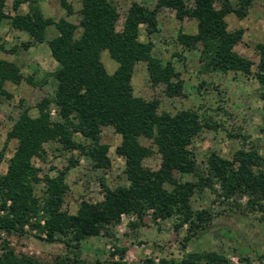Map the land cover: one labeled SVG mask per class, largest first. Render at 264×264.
<instances>
[{
    "label": "trees",
    "instance_id": "1",
    "mask_svg": "<svg viewBox=\"0 0 264 264\" xmlns=\"http://www.w3.org/2000/svg\"><path fill=\"white\" fill-rule=\"evenodd\" d=\"M153 7L131 0L120 32L115 29L119 12L113 0H78V23L64 16L57 19L45 17L39 0H12L13 14L4 12V0H0V24L7 20L10 28L28 35L19 46L27 50L34 44L45 43L56 66L50 76L53 92L42 96L34 105L37 115L30 116L23 100L18 101L17 116L5 135L0 148V163L8 141L15 147L6 160V168L0 173V232L7 235L23 233L29 225L44 234V240L55 241L58 236L77 241L102 233L109 234L121 215L134 214L137 219L151 211L153 218H173L174 227L186 225L185 239L205 232L210 226L211 213L206 209L193 210L190 199L196 190L207 186H219L217 196L237 204L247 211L264 214V157L242 144L231 158H223L211 152L206 158L205 174H199L197 163L189 148L193 138L205 127L209 119H203L195 109H182L172 115L157 112L158 100H144L132 92L131 78L138 62H145L151 85H164L167 95H180L182 80L171 61L163 62L152 54L150 39H138V25H144L148 38L158 31L157 13L160 8L174 11L177 19L192 18L196 21L194 33L178 31L176 41L183 49L202 47L199 61L205 71L241 72L252 74L260 85L259 98L264 102V40L255 44L258 55L256 70L251 61L232 49L241 38V30H227L225 16L233 13L243 18L251 0H154ZM65 16L73 14L68 0H58ZM26 4L27 10L20 11ZM217 4V5H216ZM56 34L47 37V30ZM78 28H80L78 30ZM78 34L75 36V32ZM0 50L14 54L15 46ZM117 64L108 73L100 60L102 51ZM24 81L33 86L32 75L23 76L13 61L0 58V95L5 82ZM53 107L54 116L50 115ZM110 126L120 135V143L114 152L123 159L124 182L113 186L100 176L98 182L102 199L94 202L81 200L74 214L62 209L63 197L68 191L65 182L67 171L75 165L68 164L56 170L54 178H44L42 196L34 193V187L42 178L32 159L43 158L44 145L55 142L61 151H77L95 168H110L108 145L100 142V131ZM78 135L82 141L76 140ZM139 137L151 140L159 154L156 169L142 165L149 154L148 147ZM184 174H193L196 180H180ZM231 240L236 247L241 240L236 233ZM64 241V240H63ZM65 243H67L65 241ZM125 248L115 247L120 256ZM244 259L245 258H241ZM0 264H45L25 254H16L3 240L0 247ZM49 264H87L78 257H60ZM112 264H126L118 260ZM140 264H234L215 252L193 253L180 260L152 258Z\"/></svg>",
    "mask_w": 264,
    "mask_h": 264
},
{
    "label": "rangeland",
    "instance_id": "2",
    "mask_svg": "<svg viewBox=\"0 0 264 264\" xmlns=\"http://www.w3.org/2000/svg\"><path fill=\"white\" fill-rule=\"evenodd\" d=\"M40 1V0H39ZM74 13L65 16L58 0H48L44 5L45 17L57 19L64 16L77 24L79 15L78 0H68ZM118 8L119 17L115 29L120 32L131 0H113ZM147 7H153L154 0H136ZM236 5L237 0H229ZM12 0H4L3 10L13 14ZM217 5V4H216ZM21 11V7L19 9ZM41 10V9H40ZM227 30H241L240 40L233 46V51L251 61V70H256L258 55L255 44L264 40V0H251L247 14L243 18L233 13L225 16ZM158 31L148 38L144 25H138V39L142 42L150 39L153 43L152 54L163 62L171 61L182 80L180 95H167L164 85L153 86L149 82L145 62H138L131 78L132 92L144 100L157 99V112L167 111L174 115L182 109H195L203 119H209L211 126H205L191 141L189 146L197 163L198 173L205 174L206 158L211 152L231 158L232 153L244 145L245 149L254 148L264 157V102L259 98L260 85L252 74L227 71H205L199 61L201 45L194 49H183L176 41L178 31L194 33L196 21L192 18L177 19L174 11L160 8L157 13ZM80 28H78L79 30ZM75 32V36L78 34ZM56 34L53 28L47 30V37ZM20 35L14 33L8 21L0 24V46L5 49L15 46L14 54L0 50V56L7 61H13L20 68L23 76L32 75L36 85L24 81L18 83L5 82L4 94L0 95V148L5 142L6 132L17 116L18 101L23 100L28 107L30 116H36L35 103L44 95L52 94L53 79L49 75L56 66L47 45L34 44L23 50L19 43ZM100 60L106 71L112 73L117 64L104 50ZM55 114L53 107L50 115ZM76 140L82 141L78 135ZM100 142L108 145L107 156L110 168L104 172L93 167L92 163L77 151H61L55 142L44 145L43 158H33V164L39 169L42 180L34 187L36 196H42L44 178H54L56 170L64 168L68 160L75 161L65 176L68 191L63 197L62 209L74 214L81 200L94 202L102 199V191L98 178L102 176L107 185L113 186L124 182L123 159L114 149L120 143V135L112 127L104 126L100 131ZM139 142L148 147L149 154L142 160V165L156 169L159 164V154L151 140L139 137ZM15 147V141L7 142L3 160L0 163V173L6 168V160ZM180 180H196L193 174H184ZM219 186L214 183L212 188L203 187L196 190L190 199L193 210L206 209L211 213L210 227L203 233L185 239L186 225L177 229L173 218H153L148 210L141 217L124 215L111 229L109 234L83 238L77 241L58 236L55 241H45L44 234L39 233L29 225L23 233L6 234L0 232V247L3 240L16 254L29 255L49 264L60 257H78L87 264H112L121 260L126 264H140L146 258L155 261L161 259L180 260L188 258L193 253L215 252L223 255L234 264H264V214L259 211H247L243 207L245 198L237 204L217 196ZM236 233L241 245L236 247L232 234ZM64 240V241H63ZM65 241L67 243H65ZM115 247L125 248L120 256L112 255ZM241 258H245L241 259Z\"/></svg>",
    "mask_w": 264,
    "mask_h": 264
},
{
    "label": "crops",
    "instance_id": "3",
    "mask_svg": "<svg viewBox=\"0 0 264 264\" xmlns=\"http://www.w3.org/2000/svg\"><path fill=\"white\" fill-rule=\"evenodd\" d=\"M48 0H40L39 1V6H40V9H41V12H44V5L46 4ZM21 11L22 12H25L27 10V6L26 4H22L21 6ZM14 33H17L18 35H20V39L22 41H26L28 39V35L23 32V31H20V30H16V29H12ZM39 44H43V43H39ZM34 45H32L33 47ZM30 48V47H29ZM48 48V47H47ZM28 50V49H27ZM49 51V50H48ZM50 53V52H49ZM0 58L4 59L3 57L0 56Z\"/></svg>",
    "mask_w": 264,
    "mask_h": 264
},
{
    "label": "built area",
    "instance_id": "4",
    "mask_svg": "<svg viewBox=\"0 0 264 264\" xmlns=\"http://www.w3.org/2000/svg\"><path fill=\"white\" fill-rule=\"evenodd\" d=\"M123 216H124V215H121V217H123ZM121 217H120V218H121Z\"/></svg>",
    "mask_w": 264,
    "mask_h": 264
}]
</instances>
